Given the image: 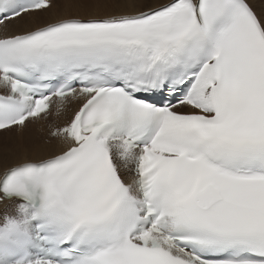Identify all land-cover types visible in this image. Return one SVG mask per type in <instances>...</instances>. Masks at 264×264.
<instances>
[{"label": "snow or ice", "instance_id": "1", "mask_svg": "<svg viewBox=\"0 0 264 264\" xmlns=\"http://www.w3.org/2000/svg\"><path fill=\"white\" fill-rule=\"evenodd\" d=\"M72 103L0 144V264H264V0H0V134Z\"/></svg>", "mask_w": 264, "mask_h": 264}, {"label": "bare ground", "instance_id": "2", "mask_svg": "<svg viewBox=\"0 0 264 264\" xmlns=\"http://www.w3.org/2000/svg\"><path fill=\"white\" fill-rule=\"evenodd\" d=\"M44 19H55L59 15L58 10H53L50 13L40 14ZM75 103L69 104L66 110L59 116L56 115V108L52 109V115L49 117L48 121H39L35 124H30L28 128L24 129L23 132L17 133L13 129L10 133L11 135H4L8 133L0 134V144L3 146V156L8 162H14L16 159L22 158L24 153V146H29L28 155L36 157L41 154H47L48 151L55 150V146H52L47 151H42V145L40 144L38 138H42L47 131V123H59L68 119V113L71 111V107ZM44 123H46L44 125ZM33 129V130H31ZM16 132V133H15ZM36 134V136H35ZM2 137V138H1ZM13 146L14 150L9 151V147Z\"/></svg>", "mask_w": 264, "mask_h": 264}, {"label": "rangeland", "instance_id": "3", "mask_svg": "<svg viewBox=\"0 0 264 264\" xmlns=\"http://www.w3.org/2000/svg\"><path fill=\"white\" fill-rule=\"evenodd\" d=\"M46 123H44V125H45ZM48 124V123H47ZM31 130H33V129H31ZM17 133H19V131H17V130H15ZM34 131V130H33ZM15 132V133H16ZM4 135H11L10 133H8V134H4ZM35 136H36V134H35ZM2 138V137H1ZM38 140H40L39 138H38Z\"/></svg>", "mask_w": 264, "mask_h": 264}]
</instances>
